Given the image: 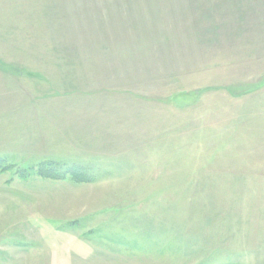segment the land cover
I'll use <instances>...</instances> for the list:
<instances>
[{
    "label": "rangeland",
    "instance_id": "rangeland-1",
    "mask_svg": "<svg viewBox=\"0 0 264 264\" xmlns=\"http://www.w3.org/2000/svg\"><path fill=\"white\" fill-rule=\"evenodd\" d=\"M0 264H264V0H0Z\"/></svg>",
    "mask_w": 264,
    "mask_h": 264
},
{
    "label": "trees",
    "instance_id": "trees-1",
    "mask_svg": "<svg viewBox=\"0 0 264 264\" xmlns=\"http://www.w3.org/2000/svg\"><path fill=\"white\" fill-rule=\"evenodd\" d=\"M75 178H76L77 180H87V179H85V178H83V177H81V176H79V175H75Z\"/></svg>",
    "mask_w": 264,
    "mask_h": 264
}]
</instances>
